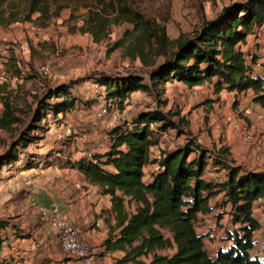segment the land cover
Segmentation results:
<instances>
[{"label":"trees","instance_id":"obj_1","mask_svg":"<svg viewBox=\"0 0 264 264\" xmlns=\"http://www.w3.org/2000/svg\"><path fill=\"white\" fill-rule=\"evenodd\" d=\"M63 12H68V32L87 35L93 44L110 40L115 28L127 26L109 53L120 49L126 58L139 61L150 85L137 74H100L95 83L105 87L108 99L116 105L132 93H148L151 87L175 81L190 89L207 82L214 94L252 90L253 103L264 107V78L253 71L264 59V40L263 54L251 55L249 62L240 49L250 36H264V0L224 7L192 36L180 35L175 40L168 39L164 22L140 10L137 0H0V27L32 24L43 29ZM48 44L41 43V50H53ZM30 52L35 51L30 48ZM159 58L162 61L157 63ZM259 66L264 70V62ZM4 91L1 86L0 130L12 132L22 123L24 112ZM53 99L61 101L51 103ZM74 105L65 85L35 97L25 127L0 156V168L17 160L18 147L36 142L37 137L31 134L40 129L47 114L64 113ZM166 106V102L160 103L154 110L140 113L130 125L116 127L108 151L93 155L96 163L82 158L69 165L110 198L104 251L122 253L119 264H264L251 254L253 235L261 229L254 217V204L264 199V171L235 166L227 148L210 151L195 138H186L184 145L161 150L153 157L152 149L167 131L190 135L188 120L180 112H164ZM147 166L155 170L144 181ZM211 169L223 171L224 179L208 177ZM211 214L225 235L220 239L224 246L215 257L205 247L206 235L196 231L200 216Z\"/></svg>","mask_w":264,"mask_h":264},{"label":"rangeland","instance_id":"obj_2","mask_svg":"<svg viewBox=\"0 0 264 264\" xmlns=\"http://www.w3.org/2000/svg\"><path fill=\"white\" fill-rule=\"evenodd\" d=\"M244 1L247 0H137V4L143 13L159 23L164 22L168 39L175 40L180 35L192 36L203 22L213 20L224 7ZM67 17L68 12H63L43 29L32 24L0 27V87H4V95L10 94V97L18 101L20 109L24 112L21 114L22 123L12 132L0 130V156L16 141L19 131L25 127L29 120V107H35V97L41 98L48 90L65 85L69 87V93L75 99L74 107L66 111L68 114L66 118H45L39 123L40 129L31 134L37 137L36 142L27 145L26 148L16 149L20 165L26 160L30 162L34 157L38 158L36 161L41 160L43 165H45L43 161H49L48 158L60 165L76 153L84 154L91 150L96 154L108 149L116 127L130 125L140 113L154 110L160 103L165 102L167 106L162 108L164 112L169 110L180 112V115L188 120L190 135L179 136L173 130L167 131L160 139L159 146L152 149L153 157H157L161 150L184 145L186 138H195L210 151L224 147L232 151L236 161L243 159V162H251L254 158V161H259V164L263 165L264 130L257 129L256 126L264 125V107L255 105L252 95L239 98L226 90L214 94L211 84L190 89L177 83H169L163 87H151L148 93L135 92L126 97L122 104L114 106L113 110L118 114L117 120L111 117L114 112L112 109H108L110 115L98 118V113L107 108L109 100L103 89L95 86L96 77L100 74L107 76L137 74L150 85L146 69L141 67L139 61L133 62L126 58L120 49L109 53L112 44L120 39L127 26L115 28L110 40L102 44H93L87 35L68 32ZM38 29H42L43 32L40 34ZM43 42L51 44L53 50H41L40 44ZM262 42V34L256 33L240 47L246 55L247 62L250 61L251 55L263 54ZM30 48L34 49V54L30 52ZM161 61L162 58L157 59V63ZM260 63L261 61L253 66V71L264 78V70L259 66ZM56 101L59 102L61 99H53L51 103ZM1 111L0 101V114ZM234 122L240 123L243 129L250 133L251 143L241 141L239 133L232 129ZM94 128H100L103 133L99 148L92 147ZM82 135H86L89 142L82 144L80 140ZM246 148L249 150L255 148L257 151L251 154L250 151L245 152ZM59 156L61 158H58ZM14 165L11 164V171L18 168ZM8 166L0 168V177L3 169L6 170ZM152 170V167L144 169L146 179ZM207 176L222 180L224 172L211 169ZM9 190L7 189L8 192ZM211 203L213 205L214 200ZM261 205L258 203L254 206V217L261 224V230L253 237L255 245L251 254L264 262V215ZM42 209L46 207L38 205L30 212L36 211L35 221L38 225L44 220L41 215ZM3 215L0 217V264H80L63 255L56 231L55 234L49 231L46 233L57 242L40 244L41 242L36 239V233L31 229V224L21 219L14 223L19 221V224L26 225V228L11 226L9 221L12 222L13 219L8 218L7 214ZM209 218L213 221L211 224L213 229L203 219L198 222L196 228L197 232H205V246L208 251L212 245L217 246L218 241L225 236L223 226L215 224L213 214ZM5 228H10L11 231L1 233ZM23 237H27L25 239L27 241L24 242L28 249L27 255L23 258L18 256V259L12 258L10 253L14 249L13 239ZM93 243H97L94 246L98 249L95 251L93 264H119L120 256L107 257L98 245L99 242Z\"/></svg>","mask_w":264,"mask_h":264},{"label":"crops","instance_id":"obj_3","mask_svg":"<svg viewBox=\"0 0 264 264\" xmlns=\"http://www.w3.org/2000/svg\"><path fill=\"white\" fill-rule=\"evenodd\" d=\"M262 62H264V59L261 60V63ZM169 83H177L183 87H186L184 84L175 81ZM204 84L208 85L209 83L205 82ZM231 94L239 98H243L244 96L247 97L249 95H252L254 97V93L252 90L241 93L234 91L231 92ZM51 117L52 119H55L56 117L66 118L68 117V114L66 113V111L58 115L49 113V115L47 114L45 118ZM256 127L257 129L264 130V125L262 124H257ZM100 130V128L93 129L94 133L91 139V141H93V148H99L100 146V137L103 135ZM164 135H166V133ZM87 142H89V138L86 139V141H82V144H85ZM108 149L99 151L96 154L102 155L107 152ZM228 151L230 154V159L234 165L241 166L248 170L264 171V162L263 165H260L259 161H254V158L251 162H243V159L241 161H236V159L232 155V151L229 149ZM248 151H250L251 154H254L257 149L252 148L249 150L246 148L245 152ZM88 153H92L93 155H95V153L91 150L86 151V153L84 154L76 153L75 155L70 157V159L64 161V163L60 165L55 164L53 161H50L49 158L47 159L49 161H43L45 164L43 165L41 163V160L36 161L38 160L37 157L31 158L30 163L32 164L30 168L24 167L25 163H27L28 160H26L23 165L22 163L20 165L18 159L15 162L11 163L13 165L15 164L14 166H18L16 170L12 171L10 170V168H12L11 164H8L10 167L8 166L6 170L3 169L4 172L0 177V179L2 180V182H0V217L4 216L3 214H7L8 218L13 219L12 222L9 221L11 226H18L19 228L24 229L26 228V225L19 224V221L14 223V221L22 219L28 224H31V229L36 233V239L37 241L41 242L40 244H52L57 241H53L51 237L47 236L46 232L49 231L55 234L53 226L49 223L48 220L45 219H42L43 223L38 225L35 221L36 211H33L32 213L30 212L32 208H36L38 205H44L46 209H48L52 205H57L64 213L66 219H68L71 223L75 224L78 227L80 235L85 241H87L92 246L97 244L93 242H99L98 245L100 246L101 250L103 251V253H106L104 251V248L102 247V244L108 236V229L105 219L108 218V214H106V211L110 210L111 207L110 198L102 196L97 186L88 183L85 177L77 169H72L69 166L71 163H74L82 158L87 159ZM58 158L61 157L59 156ZM147 167L153 168L151 172L155 170L153 166ZM107 169L113 171V169H111L110 167H107ZM151 172H149V174ZM149 174H147L146 179L145 173L144 181L149 180ZM9 188L11 189L9 190ZM7 189L9 190V192L7 191ZM10 193H12V195H10ZM258 203L263 204L264 199H260L255 202L254 206H256V204ZM200 217L204 220V222L208 223L212 229L214 228L212 227L213 225H211L213 221L211 220V218H209L210 216ZM214 221L216 224L215 219ZM111 222H113V219L111 220ZM223 222H225V224L227 223L226 217L224 218V220H222V224ZM8 231H11V229L5 228L1 231V233L5 234ZM197 233L199 235H205V232ZM26 238L27 237H23L22 239H13L14 249H12L10 253L12 258L18 259V256L19 258H23V256L27 255L28 249L26 248L27 246L24 245V242L27 241L25 240ZM33 238L35 239V236H33ZM205 240L206 238L204 239V243ZM210 242L211 241H209V243ZM212 243H214V241H212ZM222 246H224V244L218 241L217 246L212 245L211 249L209 251L207 250L208 254L211 257H215L218 248ZM115 255L120 256V258L122 257V253L120 252L106 253L107 257Z\"/></svg>","mask_w":264,"mask_h":264},{"label":"built area","instance_id":"obj_4","mask_svg":"<svg viewBox=\"0 0 264 264\" xmlns=\"http://www.w3.org/2000/svg\"><path fill=\"white\" fill-rule=\"evenodd\" d=\"M38 31L40 34L43 32L42 29H38ZM96 87L105 91V87L103 86L96 84ZM115 105L116 104L113 101L109 100L106 105L107 108L102 109L98 113V118H103L106 115H110V112L108 113V109L113 110ZM111 117L113 120H117L118 114L114 111ZM232 129L239 133L241 141L244 143H251L252 136L247 130L243 129V126L240 125V123L234 122L232 124ZM86 139L87 136L82 135L81 140L86 141ZM87 159H90L93 163H96V160L93 159L92 153L87 154ZM41 215L43 219L48 220L55 229L63 255L78 261L80 264H93L95 251L98 249L90 245L81 237L78 227L66 219L59 206L52 205L48 209H42Z\"/></svg>","mask_w":264,"mask_h":264}]
</instances>
